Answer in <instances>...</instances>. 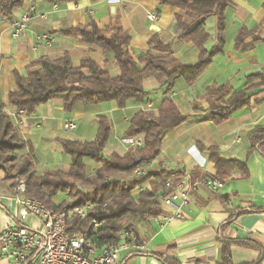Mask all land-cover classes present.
Segmentation results:
<instances>
[{"label": "crops", "instance_id": "obj_1", "mask_svg": "<svg viewBox=\"0 0 264 264\" xmlns=\"http://www.w3.org/2000/svg\"><path fill=\"white\" fill-rule=\"evenodd\" d=\"M28 1L35 5L36 13L18 37L11 36L9 21L19 17L25 2L9 18L0 16V103L19 137L31 145L38 174L68 171L70 156L62 151L59 140L92 141L100 116L109 125L101 155L124 154L135 137H143V134L127 136L130 119L141 111L156 117L166 97L186 119L163 134L158 154L141 165L137 184L131 191L135 197L140 190L149 188L155 180L154 173H169L168 179L173 182L183 174L192 180L204 173L215 174L210 146L221 158L245 165L246 174L240 168L228 171L219 190L203 187L193 190L180 209V217L172 216V207L162 206L163 214L156 220L136 223L133 233L146 247L140 251L130 246L122 251L116 264H162L157 256L178 264H221V229L225 237L250 243L230 245L231 264H264V143L260 148H252L250 143L252 132L264 126V89L258 85V79L249 80L252 75L264 74V0H231L232 5L224 11L221 49L190 84L178 78L171 91L164 94L165 85L157 83L150 74L143 79L148 92L144 101L129 100L122 107L114 100L77 101L66 111L62 100L54 97L36 106L32 113L18 115L17 108L8 102V94L16 89L17 78L26 76L28 68L41 57L57 59L67 55L73 67L89 59L111 77L119 74L111 52L66 34L70 28L92 23L100 29L119 26L129 34L128 52L137 60L150 49L151 38L157 37L162 43L172 40L175 17L181 14L177 7L159 5L158 0ZM148 14H154L155 19L149 20ZM204 29L209 35L204 47L211 50L217 35L215 16L205 20ZM242 31L243 44L236 47V38ZM198 54L191 41H179L172 46L170 57L183 65H193ZM144 64L137 62L140 69ZM220 86L228 87L229 95L246 89L248 102L225 121L214 124L204 96L209 88ZM68 121L75 123L73 129L64 127ZM22 152H29V148ZM83 163L87 175L94 174L99 167L90 159H84ZM65 198L58 193L53 201L60 203ZM17 214L12 190L0 186V231L13 226ZM23 223L35 228L39 225L33 216ZM0 264L13 263L0 258Z\"/></svg>", "mask_w": 264, "mask_h": 264}, {"label": "trees", "instance_id": "obj_2", "mask_svg": "<svg viewBox=\"0 0 264 264\" xmlns=\"http://www.w3.org/2000/svg\"><path fill=\"white\" fill-rule=\"evenodd\" d=\"M59 1V0H53ZM159 5L177 7L181 14L176 15L174 37L168 43H162L157 37L149 40L150 49L135 60L128 52L129 34L121 27L98 28L94 23L89 26H76L66 34L80 38L104 51L111 52L119 67V74L111 77L98 68L94 62L84 59L73 67L67 55L50 59L41 57L27 70L26 76L18 77L16 89L9 92L8 102L23 114H30L36 106L58 97L63 108L70 111L77 101L100 103L114 100L119 107L129 100L144 101L148 92L143 87V79L154 75L157 83L165 85L164 94L171 91L178 78L192 83L210 64L212 57L221 49L224 30V11L232 5L231 0H158ZM24 0H0V16L9 18L12 11L22 7ZM209 16L216 17V41L211 50L204 47L209 35L204 22ZM243 31L236 38V47L243 44ZM179 41H191L199 50L197 62L183 65L170 57L172 46ZM138 61L145 64L140 69ZM33 67V68H31ZM258 79L264 89V74L252 75L249 80ZM226 86L209 88L205 99L209 103V117L214 124L228 119L237 109L248 102L246 89L229 95ZM172 100L166 97L161 102L156 117L146 112H138L130 119L127 136L143 134V143L132 146L122 155H101L109 135L107 120L98 117V129L92 141L59 140L62 151L70 156L68 171H35L36 159L31 145L22 140L16 132L10 117L0 103V186L13 187L19 182L25 183L24 195L40 200L54 211L63 207L72 211L66 218L67 231L70 234L83 232L86 240L97 249L119 239L121 230H131L140 221L161 215L160 195L170 189L164 182L170 174L154 173L155 180L149 188L139 191L135 197L132 190L137 184L135 171L141 165L151 161L159 152L163 134L185 121ZM252 148H260L264 143V126L250 135ZM29 152L23 153L25 148ZM210 159L214 162L215 175L225 179L228 171L240 168L246 174L243 162L221 158L213 146L208 148ZM84 159L99 164L94 174L87 175ZM7 184V185H6ZM62 193L66 198L55 203L53 198ZM92 206L80 217L76 207ZM97 223V225H96ZM221 240V264H231L229 247L232 244L250 245V243L223 236ZM162 264H178L176 261L157 256Z\"/></svg>", "mask_w": 264, "mask_h": 264}, {"label": "built area", "instance_id": "obj_3", "mask_svg": "<svg viewBox=\"0 0 264 264\" xmlns=\"http://www.w3.org/2000/svg\"><path fill=\"white\" fill-rule=\"evenodd\" d=\"M24 2L25 9L19 17L9 21L13 38L21 34L27 27L31 15L36 13L33 3L28 0ZM147 18L154 20L155 15L148 14ZM1 19L0 17V22ZM17 112L18 115L23 114L22 110ZM64 127L73 129L75 123L68 121ZM142 143L143 137L137 136L131 145L139 146ZM140 173L139 170L135 171V175ZM222 186V180L212 173H204L194 180L190 179L189 175L183 174L174 182L171 179L164 182V187L169 188L170 191L160 195L158 200L161 207H172L174 209L172 216L178 218L181 216V207L187 204L189 194L193 190L200 187L219 190ZM24 191L23 181H19L12 189L18 214L13 226L0 231V258L2 259L13 264H116L122 251L130 246L140 251L146 247L131 230H121L116 242L97 249L86 240L83 232L70 234L67 231L66 218L72 211H67L65 207L54 211L40 200L25 196ZM91 206L88 204L76 207L73 211L80 217H84L86 209ZM28 216L37 218L39 225L36 228L23 223ZM157 217L151 219L156 220Z\"/></svg>", "mask_w": 264, "mask_h": 264}, {"label": "water", "instance_id": "obj_4", "mask_svg": "<svg viewBox=\"0 0 264 264\" xmlns=\"http://www.w3.org/2000/svg\"><path fill=\"white\" fill-rule=\"evenodd\" d=\"M152 29L156 30V28H153V27H152Z\"/></svg>", "mask_w": 264, "mask_h": 264}, {"label": "rangeland", "instance_id": "obj_5", "mask_svg": "<svg viewBox=\"0 0 264 264\" xmlns=\"http://www.w3.org/2000/svg\"><path fill=\"white\" fill-rule=\"evenodd\" d=\"M29 217V216H28Z\"/></svg>", "mask_w": 264, "mask_h": 264}]
</instances>
